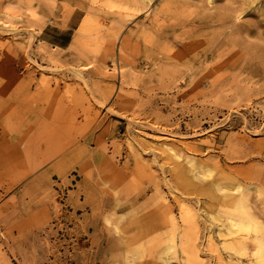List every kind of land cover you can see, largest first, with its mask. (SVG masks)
<instances>
[{"label": "rangeland", "instance_id": "1", "mask_svg": "<svg viewBox=\"0 0 264 264\" xmlns=\"http://www.w3.org/2000/svg\"><path fill=\"white\" fill-rule=\"evenodd\" d=\"M262 244L264 0H0V264Z\"/></svg>", "mask_w": 264, "mask_h": 264}, {"label": "bare ground", "instance_id": "2", "mask_svg": "<svg viewBox=\"0 0 264 264\" xmlns=\"http://www.w3.org/2000/svg\"><path fill=\"white\" fill-rule=\"evenodd\" d=\"M205 174H206V172H205ZM216 185V184H215ZM233 223V225H239L240 223L239 222H236V221H234V222H232ZM244 226H247V227H249V222L247 223V222H245V224L244 223H242ZM242 226V225H241ZM244 229V228H243ZM242 229V230H243ZM260 256L261 257H264V244H262L261 246H260Z\"/></svg>", "mask_w": 264, "mask_h": 264}]
</instances>
